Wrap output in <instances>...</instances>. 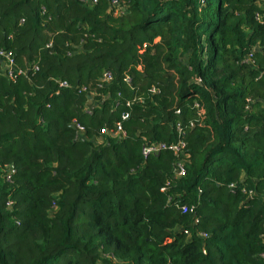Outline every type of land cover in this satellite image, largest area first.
<instances>
[{"label":"trees","instance_id":"1","mask_svg":"<svg viewBox=\"0 0 264 264\" xmlns=\"http://www.w3.org/2000/svg\"><path fill=\"white\" fill-rule=\"evenodd\" d=\"M113 1L0 0V264H264V0Z\"/></svg>","mask_w":264,"mask_h":264},{"label":"built area","instance_id":"2","mask_svg":"<svg viewBox=\"0 0 264 264\" xmlns=\"http://www.w3.org/2000/svg\"><path fill=\"white\" fill-rule=\"evenodd\" d=\"M94 4V2H93ZM111 11L114 13L115 16L121 14L123 12V9L120 6V3L117 0H114L112 2L111 5ZM251 58V56L249 57V59ZM0 64L2 65V70L3 72L10 78V79H16L17 78V74L14 67H15V60L12 56L11 53H8L2 49H0ZM34 71H38V67L34 66L33 67ZM20 75H27V72L25 71H19ZM113 80V76L110 72H104L103 76L101 78V83L103 86L105 85H110L111 82ZM126 81L129 83L131 82L130 79H126ZM60 86L62 88H68L69 84L67 82H62L60 83ZM83 92L86 91L87 93V89L83 88L82 90ZM152 93H157L156 89L152 90ZM93 95L90 94L88 96L89 100L87 102V106H86V110H88L89 112L93 109V106H90L92 103H94V100L92 99ZM133 102H128V107H131V104ZM195 107L198 111V115L202 118V120L204 119L205 116V110L204 108L199 104V103H195ZM91 113V112H90ZM177 113H180L179 111ZM130 118V113L126 112L122 114V120L119 121L115 127L108 129L107 127L101 130L100 133V138L98 139V141L100 143H103V138L104 136H109V138H111V140L114 141H121L124 140L125 138H127V133L124 129V125H123V121H127ZM194 125L191 124L190 127L192 128ZM76 132H77V139H80L82 137V135L85 133V128L83 126H81L80 124H75L74 126ZM177 132L181 136H184L185 131L183 130V127L181 126V123H178L177 126ZM187 144L185 143V141L181 140L179 143H173L171 145H166V144H162V145H150V144H145L143 146V150L142 153L144 155L145 158L154 155V154H158L162 151H171L175 157L178 158V162L177 164V171H176V175L178 177H185L186 176V172H185V168H184V162L182 159L185 158L186 154H185V150H186ZM16 174V170L14 167H8L6 169V176H5V180L7 183H12L13 181V176ZM232 190L235 188L234 185L231 186ZM165 191V190H163ZM250 195H252V193H250ZM8 208L11 209L13 206V202L9 201L7 204ZM183 211H185L184 213L187 212V210L183 209ZM187 235H189L186 232ZM202 237H206L205 235H203ZM264 257V255L262 256Z\"/></svg>","mask_w":264,"mask_h":264},{"label":"rangeland","instance_id":"3","mask_svg":"<svg viewBox=\"0 0 264 264\" xmlns=\"http://www.w3.org/2000/svg\"><path fill=\"white\" fill-rule=\"evenodd\" d=\"M92 105H93V103L90 106H92Z\"/></svg>","mask_w":264,"mask_h":264},{"label":"crops","instance_id":"4","mask_svg":"<svg viewBox=\"0 0 264 264\" xmlns=\"http://www.w3.org/2000/svg\"><path fill=\"white\" fill-rule=\"evenodd\" d=\"M27 74H29V72Z\"/></svg>","mask_w":264,"mask_h":264}]
</instances>
